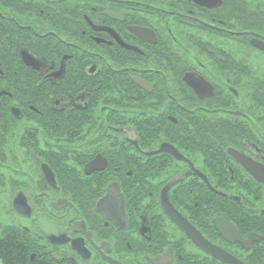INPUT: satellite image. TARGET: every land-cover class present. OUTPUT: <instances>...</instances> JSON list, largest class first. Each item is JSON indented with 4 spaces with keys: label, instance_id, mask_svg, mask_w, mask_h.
Wrapping results in <instances>:
<instances>
[{
    "label": "flooded vegetation",
    "instance_id": "flooded-vegetation-1",
    "mask_svg": "<svg viewBox=\"0 0 264 264\" xmlns=\"http://www.w3.org/2000/svg\"><path fill=\"white\" fill-rule=\"evenodd\" d=\"M162 2L0 0V241L264 264V0Z\"/></svg>",
    "mask_w": 264,
    "mask_h": 264
},
{
    "label": "trees",
    "instance_id": "trees-1",
    "mask_svg": "<svg viewBox=\"0 0 264 264\" xmlns=\"http://www.w3.org/2000/svg\"><path fill=\"white\" fill-rule=\"evenodd\" d=\"M169 11L182 12L189 8V3H176L168 1L165 5ZM35 252L32 244L17 242L13 237L0 241V264H49L47 261L31 259V254Z\"/></svg>",
    "mask_w": 264,
    "mask_h": 264
},
{
    "label": "water",
    "instance_id": "water-1",
    "mask_svg": "<svg viewBox=\"0 0 264 264\" xmlns=\"http://www.w3.org/2000/svg\"><path fill=\"white\" fill-rule=\"evenodd\" d=\"M195 3L199 4V5H203V6H213V0H194ZM256 46L260 47L261 49L264 50V42H259L258 44H255ZM25 61L27 62L28 60L25 59Z\"/></svg>",
    "mask_w": 264,
    "mask_h": 264
},
{
    "label": "rangeland",
    "instance_id": "rangeland-1",
    "mask_svg": "<svg viewBox=\"0 0 264 264\" xmlns=\"http://www.w3.org/2000/svg\"><path fill=\"white\" fill-rule=\"evenodd\" d=\"M151 2H154V3H163L162 2V0H150ZM166 3H168V1L167 2H165V5H166ZM182 36H183V39H185L186 38V40H187V42H186V40H185V45L186 46H188L189 47V43L191 44V42H190V34L187 32V31H185V30H183V32H182ZM189 40V41H188ZM185 51H187V48L185 47L184 48V52ZM34 253V252H33Z\"/></svg>",
    "mask_w": 264,
    "mask_h": 264
}]
</instances>
